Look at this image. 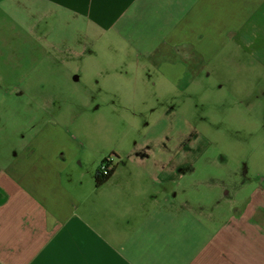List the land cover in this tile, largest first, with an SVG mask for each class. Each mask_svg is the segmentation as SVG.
I'll use <instances>...</instances> for the list:
<instances>
[{
	"label": "rangeland",
	"instance_id": "rangeland-1",
	"mask_svg": "<svg viewBox=\"0 0 264 264\" xmlns=\"http://www.w3.org/2000/svg\"><path fill=\"white\" fill-rule=\"evenodd\" d=\"M143 2L139 19H124L104 31L47 1H0V168L23 152L44 153L52 146L50 129L58 149H66L64 139L70 136L79 144L74 168L85 172L104 158L125 168L92 195L99 210L92 226L112 242L123 227L120 239L127 245L122 252L136 264H199L192 261L210 240L211 229L224 226L242 208L226 200L217 203L220 188L211 192L205 184L217 175L213 154L228 155L229 168L241 169L255 149L258 155L248 161L264 167L259 156L264 130L255 119L260 104L248 97L257 80L248 55L259 52L226 47L204 67L191 55L179 59L182 47L172 48L164 38L186 1ZM162 63L163 68L186 66L185 78L179 83L177 75L158 72ZM172 155L187 166L176 188L173 178L163 185L145 174L146 165L176 166ZM140 156L147 157L144 163L138 162ZM162 188L177 199L165 200ZM151 189H159L153 205L143 196ZM239 199L245 204L243 193L234 197ZM193 204L201 206L200 214ZM146 208L152 215L145 216ZM131 213L138 215L131 220L133 231L123 218Z\"/></svg>",
	"mask_w": 264,
	"mask_h": 264
},
{
	"label": "crops",
	"instance_id": "crops-1",
	"mask_svg": "<svg viewBox=\"0 0 264 264\" xmlns=\"http://www.w3.org/2000/svg\"><path fill=\"white\" fill-rule=\"evenodd\" d=\"M43 1L50 2L62 12L85 19L90 26L104 31L114 28L124 19H139L140 7L144 4L143 0ZM182 1H186L187 7L164 38L172 48L182 47L179 50V59L181 55L184 59H189L191 55V58L198 59L204 67L208 61L216 59L226 47L234 49L232 47L243 45L246 51L259 52V56L252 53V57L248 55L252 66L257 67L253 72L257 75L256 84L248 97L251 102L259 101L260 113L255 119L264 130V0ZM227 32H231L230 35ZM164 65L166 66L162 63L159 66L158 72L177 75L176 82L180 76L186 74L187 67H180V63L169 68H163ZM232 92L235 93L234 90ZM243 107L244 110L247 109ZM47 137L52 141V146L44 153L40 154L38 151L30 155L23 152L15 161L0 168V264H136L135 259L122 252V248L127 245L120 239L123 227L113 233L115 238L112 242L92 226L91 222L99 211L95 210L96 201L92 200V195L98 192L96 188L99 186H96L94 177L100 165L97 163L85 172L74 168L71 165L79 156V144L67 136L64 139L66 145L63 147L66 149L62 150L58 149L57 134L54 131L50 129ZM252 155H258V152L253 149L248 157L243 158V173L254 174L256 179L241 176L237 189L231 195L226 192V184L236 168H229L228 155L222 152L213 154L216 158H212L211 165L217 168V175H211L205 184L211 192L213 187L220 188V194L215 197L217 203L226 200L230 206L242 205V210L237 209L231 213L228 217H231L230 221L221 228L215 226L211 229L210 240L192 262L264 264V167L257 168L252 161L249 162ZM142 156L138 162L143 160L144 163L147 157ZM259 156H264L263 138ZM40 157L43 158L41 164L35 165L34 162L40 161ZM176 159L172 155L170 160V163L177 161L176 166L146 165L145 174L153 180L159 179V183L163 185H168L173 178L176 180V188L187 167L185 160ZM77 160L79 166L80 162ZM225 162L226 166L223 165ZM191 167L194 170L196 168ZM120 169L125 171L123 165L115 162V170L108 181ZM196 184L198 183L190 182L191 187H196ZM158 191L159 189H151L143 196L153 205L157 202ZM162 191L165 200L177 199L171 195L175 192L167 193V196L163 188ZM240 193H243L245 204L243 201L239 203L241 199L234 201V197ZM181 202L188 205L187 200ZM193 205L199 213L198 207L201 206ZM167 207L170 209L171 205ZM191 210L194 208L191 207ZM103 212L106 214L105 210ZM103 212L101 216H104ZM150 213L152 215V209L146 208L145 216ZM189 216L196 217V214ZM137 217L138 215L132 213L123 215L125 226L131 231L136 228L131 220ZM222 234L225 235L220 239ZM129 235L128 241L135 250L137 240L133 239L132 232Z\"/></svg>",
	"mask_w": 264,
	"mask_h": 264
},
{
	"label": "trees",
	"instance_id": "trees-1",
	"mask_svg": "<svg viewBox=\"0 0 264 264\" xmlns=\"http://www.w3.org/2000/svg\"><path fill=\"white\" fill-rule=\"evenodd\" d=\"M115 170V165L112 164V162L108 159H103L101 161L100 167L95 172V184L96 186H100L107 182L110 177L112 176L113 172Z\"/></svg>",
	"mask_w": 264,
	"mask_h": 264
},
{
	"label": "flooded vegetation",
	"instance_id": "flooded-vegetation-1",
	"mask_svg": "<svg viewBox=\"0 0 264 264\" xmlns=\"http://www.w3.org/2000/svg\"><path fill=\"white\" fill-rule=\"evenodd\" d=\"M185 76H180L179 79H178V82L180 83V81H182V79H184ZM113 165H115L114 161L112 160L111 161ZM243 171H245V167H244V163H243V166L241 167V169L239 168H236L233 173L229 176V179L227 181V186H226V192L233 195L235 190L237 189V182L239 181V179H241V174L243 173ZM241 175V176H240ZM236 206V205H235ZM238 206H241L240 204H238ZM233 208H235L233 206ZM237 209H240L242 210V208H237Z\"/></svg>",
	"mask_w": 264,
	"mask_h": 264
},
{
	"label": "built area",
	"instance_id": "built-area-1",
	"mask_svg": "<svg viewBox=\"0 0 264 264\" xmlns=\"http://www.w3.org/2000/svg\"><path fill=\"white\" fill-rule=\"evenodd\" d=\"M109 161L111 162V161H112V159H109Z\"/></svg>",
	"mask_w": 264,
	"mask_h": 264
}]
</instances>
